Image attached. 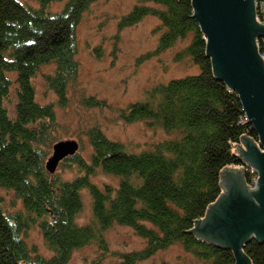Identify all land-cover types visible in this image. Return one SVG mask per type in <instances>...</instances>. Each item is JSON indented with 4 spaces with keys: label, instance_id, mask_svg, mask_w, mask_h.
<instances>
[{
    "label": "trees",
    "instance_id": "obj_1",
    "mask_svg": "<svg viewBox=\"0 0 264 264\" xmlns=\"http://www.w3.org/2000/svg\"><path fill=\"white\" fill-rule=\"evenodd\" d=\"M61 1L38 0L35 7L25 0H0V264H69L76 249L95 240L104 243V231L114 224L145 240L142 250L122 254L117 264H139L174 244L205 264H235L230 249L199 240L191 230L222 194L221 172L242 167L234 147L243 136L259 138L243 122L238 94L214 75L193 0H149L157 7L137 6L121 22L130 26L156 16L162 29L158 52L191 38L176 58L190 57L200 73L153 87L145 101L122 115L175 137L134 154L93 127L90 160L76 154L60 163L75 165L79 175L72 181L46 170L57 142L56 113L53 104L38 102L34 80L43 66L54 65L46 85L59 106L68 104L69 86L79 76L77 27L98 0H70L51 12V5ZM83 103L105 106L95 98ZM247 171L250 183L254 175ZM98 172L116 177L118 185L100 188L91 181ZM82 190L92 197L93 220L86 226L76 223ZM6 194L14 197L8 205ZM32 229L41 232L50 256L29 243ZM243 251L251 264H264V243L252 238ZM91 264H102L101 259Z\"/></svg>",
    "mask_w": 264,
    "mask_h": 264
},
{
    "label": "rangeland",
    "instance_id": "obj_2",
    "mask_svg": "<svg viewBox=\"0 0 264 264\" xmlns=\"http://www.w3.org/2000/svg\"><path fill=\"white\" fill-rule=\"evenodd\" d=\"M25 1L35 7L39 5L38 0ZM69 1L54 3L50 11L62 10ZM137 6L157 7L149 0H98L84 11L76 32L75 57L79 64V76L69 86L66 106L58 105L57 95L46 85V76L54 73V65L43 66L34 80L38 102L54 105L56 143L77 141V154L87 161L92 154L88 131L93 127L100 128L108 139L124 144L126 151L134 154L153 149L157 143L174 138V134L166 133L162 128L151 126L145 121H125L123 112L132 104L145 101L147 92L153 87L200 73L199 66L190 57L181 60L176 58L190 44V36L158 52L162 29L156 16L146 15L130 26L121 24ZM88 98L100 100L105 106L86 107L83 102ZM71 164V168L68 165L58 166L57 173L62 179L72 181L79 175L75 165ZM91 181L100 188L105 185L116 187L119 182L116 177L103 172H98ZM248 185L252 188L249 182ZM81 196L83 208L76 217V223L86 226L93 220L92 197L88 190H82ZM6 198L7 205L14 199L12 194H6ZM16 204L18 208L21 207L20 202ZM103 239L104 243L95 240L76 249L69 264H91L100 259L102 264H117L122 254L140 251L145 247V240L137 236L132 228L118 224L106 229ZM29 243L35 244L44 256L51 255L43 235L37 229L30 231ZM139 264L205 263L187 252L181 244H174Z\"/></svg>",
    "mask_w": 264,
    "mask_h": 264
},
{
    "label": "water",
    "instance_id": "obj_3",
    "mask_svg": "<svg viewBox=\"0 0 264 264\" xmlns=\"http://www.w3.org/2000/svg\"><path fill=\"white\" fill-rule=\"evenodd\" d=\"M193 6L214 75L238 94L247 123L259 140L242 137L245 149L242 145L236 149L242 168L221 172L223 192L191 232L199 240L231 249L235 264H251L244 246L252 238L264 243V60L256 44V38L264 35V26L256 19L254 0H193ZM78 151L77 141L56 143L46 170L55 174L60 163ZM248 168L259 176L255 190L245 180Z\"/></svg>",
    "mask_w": 264,
    "mask_h": 264
},
{
    "label": "built area",
    "instance_id": "obj_4",
    "mask_svg": "<svg viewBox=\"0 0 264 264\" xmlns=\"http://www.w3.org/2000/svg\"><path fill=\"white\" fill-rule=\"evenodd\" d=\"M254 6H255V11H256V19L259 22V24L264 26V0H254ZM256 44H257V48L259 50L260 56L264 60V35L256 38ZM243 122L247 123L246 116ZM251 173H253L254 177L252 178L250 182V186L252 187L251 189L255 190L258 187L259 176L256 173V171L253 169H251Z\"/></svg>",
    "mask_w": 264,
    "mask_h": 264
},
{
    "label": "crops",
    "instance_id": "obj_5",
    "mask_svg": "<svg viewBox=\"0 0 264 264\" xmlns=\"http://www.w3.org/2000/svg\"><path fill=\"white\" fill-rule=\"evenodd\" d=\"M238 145H242V147L245 149V146H244L243 143L241 144V142H240L239 144H237V145L234 147V152L237 153V155L240 154V153L236 152V149H237ZM225 169H226V170H227V169H232V170H234V169H236V167H232V166H231V167H227V168H225Z\"/></svg>",
    "mask_w": 264,
    "mask_h": 264
},
{
    "label": "flooded vegetation",
    "instance_id": "obj_6",
    "mask_svg": "<svg viewBox=\"0 0 264 264\" xmlns=\"http://www.w3.org/2000/svg\"><path fill=\"white\" fill-rule=\"evenodd\" d=\"M249 169H252V168H249ZM245 180L247 181V178H245Z\"/></svg>",
    "mask_w": 264,
    "mask_h": 264
}]
</instances>
